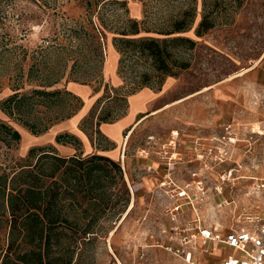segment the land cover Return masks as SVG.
<instances>
[{
  "label": "rangeland",
  "instance_id": "1",
  "mask_svg": "<svg viewBox=\"0 0 264 264\" xmlns=\"http://www.w3.org/2000/svg\"><path fill=\"white\" fill-rule=\"evenodd\" d=\"M136 3L139 15L133 8ZM214 3L219 5L218 24L197 37L195 27ZM186 10L193 12V21L187 19L189 28L180 34L196 44L178 47L176 52L189 66L171 76L172 84L160 95L162 108L144 119L127 143L129 155L155 159L159 154L164 162L161 146L174 140L176 147L169 151L178 153L180 160L171 165L170 178L162 179L163 185L150 171L136 173L128 182L118 162L128 200H120L114 184L113 195L94 221L95 233L61 241L68 250L59 254L72 255V264H189L175 253L183 246L191 251V262L208 264L203 261L205 253H200L201 241L192 240L195 219L226 231L264 214L261 202L245 194L249 176H264V0H0V101L14 88L60 90L53 102H34L22 111L23 121L43 129L68 118L73 108L80 103L79 110L83 104L57 84L74 81L100 88L102 93L86 110L80 126L101 146L108 142L93 134L95 117L110 112L108 118L117 119L125 111L128 95L142 87L158 89L168 77L160 82L147 55L116 42L122 36L119 32L135 19L140 32L126 37L162 38L160 32ZM110 49L117 60L112 71L122 80L118 87L107 81ZM0 119L32 132L1 109ZM231 123L239 128L240 141L230 146L228 159L207 168L189 161L194 136H218ZM19 145L0 141V175L7 174L8 180L20 165L35 162L28 152L20 156ZM42 147L55 153L47 145L35 146V153ZM179 189H185L187 196L180 200L181 211L171 213L174 199L169 194ZM7 225L6 216H1L0 256L8 242Z\"/></svg>",
  "mask_w": 264,
  "mask_h": 264
},
{
  "label": "trees",
  "instance_id": "2",
  "mask_svg": "<svg viewBox=\"0 0 264 264\" xmlns=\"http://www.w3.org/2000/svg\"><path fill=\"white\" fill-rule=\"evenodd\" d=\"M218 14L217 3L206 9L195 27V35L202 36L214 28L218 24ZM189 18L192 22L191 10L183 11L180 17L172 19L169 28L160 32L165 35L162 38L126 37L140 32L138 22L130 19L127 28L119 32L122 36L116 42L147 55L162 82L165 76H177L189 66V62L176 52L178 47L193 48L196 44L194 39L180 34L189 28ZM17 89L14 88L12 94L0 101V109L32 132L44 131L47 127L37 129L34 124L23 121L22 111L31 108L34 102H53L62 93L39 88L32 92H19ZM79 105L67 117L75 114ZM109 114L98 116L96 124L111 121ZM20 138L17 129L0 119V141L10 145L19 142ZM56 140L65 139L61 135ZM35 152L33 147L27 154L35 157V162L20 165L9 180L7 174L0 175V217L6 216L8 224V242L0 256V264H72V255L64 258L59 254L63 249L68 250L61 241L95 233L94 221L101 205L107 204L113 195L110 187L114 184L118 186L120 200H128L123 171L117 161L98 153L64 157L44 147L39 153Z\"/></svg>",
  "mask_w": 264,
  "mask_h": 264
},
{
  "label": "crops",
  "instance_id": "3",
  "mask_svg": "<svg viewBox=\"0 0 264 264\" xmlns=\"http://www.w3.org/2000/svg\"><path fill=\"white\" fill-rule=\"evenodd\" d=\"M133 8L137 12L135 15H139L140 6L136 3L134 4ZM115 58V52L110 49L109 58L107 60L108 66L110 67L109 69L107 67V70L110 72L107 74V81H110L113 87H118L122 85V80L117 75L115 69L112 71L114 62L115 66L117 64V60L115 61ZM172 79L173 78L171 76H168L158 89L142 87L128 95L125 98V111L117 119H114L110 122H100L97 125V118L95 117L93 126L94 131L92 132L93 134H99L100 136L104 137L106 142H108L106 146H101L100 144L96 145V139H92V135L90 137L88 132H85L80 126V119L89 106H91L93 101L100 96L103 90L100 88H94V86L88 83H79L74 81H67L57 84L55 87L63 88L79 97L83 101L82 106L74 115L52 124L46 131L39 134H34L22 127L12 126L17 129L21 135L19 140L20 156H24L30 148L47 145L48 147H51L55 154L64 157L73 155H88L92 153L108 156L111 159L121 163L124 176L126 177L127 181L128 177L132 181V176L134 174L136 175V173L139 174L147 171H150L151 173L155 174V176H158L156 182L168 178L171 166H167L165 162L161 161L159 154L157 157H155V159L152 157L147 158L146 156L140 157L138 154L129 155L127 151V143L136 127L149 115L159 111L162 108V105L159 103L160 95L167 89L169 85L172 84ZM226 125L223 126L221 134L223 133L224 127ZM231 125L233 126L232 123ZM234 129L237 130L239 128L235 127ZM61 135L64 136L65 140L58 142L56 138ZM213 136L215 135H204L203 137L194 136V138H199L204 140V142L207 140L205 142L207 144L209 142L208 139ZM192 154L193 152L190 155L192 156ZM164 167L167 168V171L165 169V172ZM156 178L157 177H154V179ZM129 187L132 196H134L133 189L130 184ZM200 245V253H205L202 254L204 256L203 261L206 263L209 261L208 264H216L220 262V260L231 251H227L226 248L221 247L219 244L214 245L210 242L201 241Z\"/></svg>",
  "mask_w": 264,
  "mask_h": 264
},
{
  "label": "built area",
  "instance_id": "4",
  "mask_svg": "<svg viewBox=\"0 0 264 264\" xmlns=\"http://www.w3.org/2000/svg\"><path fill=\"white\" fill-rule=\"evenodd\" d=\"M239 139L234 127L228 124L224 127L221 135L209 138L207 144L205 143L207 140L204 142L199 138L195 139L192 144L193 154L189 161H198L205 168L208 164H219L230 157L227 151L231 145L239 142ZM175 147L174 140L161 146L163 152L161 157L167 166L174 165L176 161L180 160L176 156L178 153L169 151ZM196 174V172H192L191 175L195 176ZM168 178H170L169 175ZM248 179L251 180V183L245 194L260 201L264 212V176H249ZM163 184L164 181L161 182V185ZM186 196L185 189H179L174 194H169V197L174 199L169 211L171 213L181 211L183 203L180 200ZM194 222L196 233L192 235V240L198 239L214 245L219 244L221 247L231 250L216 264H264V214H256L246 224L237 227L231 226L226 231L216 226H206L199 219H195ZM183 247L176 248L175 253L182 254L187 263L194 264L191 262V251L186 250L185 246Z\"/></svg>",
  "mask_w": 264,
  "mask_h": 264
},
{
  "label": "bare ground",
  "instance_id": "5",
  "mask_svg": "<svg viewBox=\"0 0 264 264\" xmlns=\"http://www.w3.org/2000/svg\"><path fill=\"white\" fill-rule=\"evenodd\" d=\"M133 206V204L131 205V207ZM126 215V214H125Z\"/></svg>",
  "mask_w": 264,
  "mask_h": 264
}]
</instances>
